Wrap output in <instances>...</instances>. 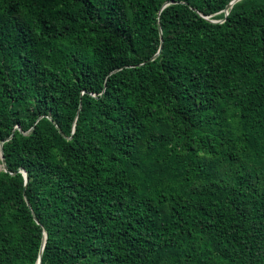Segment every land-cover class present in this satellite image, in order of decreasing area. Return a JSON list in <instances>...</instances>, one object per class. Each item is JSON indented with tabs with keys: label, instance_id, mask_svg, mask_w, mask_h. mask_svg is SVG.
Returning a JSON list of instances; mask_svg holds the SVG:
<instances>
[{
	"label": "trees",
	"instance_id": "trees-1",
	"mask_svg": "<svg viewBox=\"0 0 264 264\" xmlns=\"http://www.w3.org/2000/svg\"><path fill=\"white\" fill-rule=\"evenodd\" d=\"M230 1L0 0V264H264V0Z\"/></svg>",
	"mask_w": 264,
	"mask_h": 264
},
{
	"label": "water",
	"instance_id": "water-1",
	"mask_svg": "<svg viewBox=\"0 0 264 264\" xmlns=\"http://www.w3.org/2000/svg\"><path fill=\"white\" fill-rule=\"evenodd\" d=\"M239 1H241V0H231V1L229 2V4H228V5L226 6V8L224 9L225 17L228 16V14H229V12H230V9L234 6V4L237 3V2H239ZM172 3H174V1H167V2H165L164 5H163L162 8H161V11H162L166 6H168V5L172 4ZM206 18H207L208 20L212 21V22H223V21L225 20V18H224L223 20H211L209 17H206ZM158 27H159L160 33H162V28H161L160 22H159V24H158ZM162 43H163V40H162ZM161 49H162V45H161L160 50L157 52V54H156L151 60L155 59V58L160 54ZM115 71H116V70H115ZM115 71H113V72H115ZM49 118H50L51 120H53V118H52L51 116H49ZM57 127L59 128L58 125H57ZM32 129H33V127H32ZM32 129H31V130H32ZM11 137H12V136H11ZM11 137H9V138H11ZM3 144H4V141H2V142H1V145H0V160H1V167L7 172V171H9V170H8L7 162H6L5 155H4ZM19 172H22V174L24 175V178H25V190H26V188H27V184H28V182H29V173H28V171H27L25 168H21V169H19ZM25 198H26V201H27L29 207H31V205H30V203H29L27 197H25ZM33 214H34V213H33ZM34 218H35L36 221H38V218H37L35 215H34ZM46 238H47V234H46V232H45V234H44V239H43V244H42V247H41L40 256H39V259H38V261H37V264H41V263H42V253H43V249H44L45 244H46Z\"/></svg>",
	"mask_w": 264,
	"mask_h": 264
}]
</instances>
